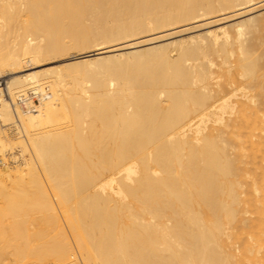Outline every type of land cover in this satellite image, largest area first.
Returning a JSON list of instances; mask_svg holds the SVG:
<instances>
[{
  "label": "bare ground",
  "instance_id": "6f19581e",
  "mask_svg": "<svg viewBox=\"0 0 264 264\" xmlns=\"http://www.w3.org/2000/svg\"><path fill=\"white\" fill-rule=\"evenodd\" d=\"M257 3L0 0V264H264Z\"/></svg>",
  "mask_w": 264,
  "mask_h": 264
},
{
  "label": "rangeland",
  "instance_id": "374dc122",
  "mask_svg": "<svg viewBox=\"0 0 264 264\" xmlns=\"http://www.w3.org/2000/svg\"><path fill=\"white\" fill-rule=\"evenodd\" d=\"M256 6V10H254V7ZM254 7H253V5L250 7V10H253V11H251L250 12V10H248V12H245L244 13V15L247 17V16H249V14L250 15H254V14H257V13H259V12H263L264 11V5L262 6V5H258V3L256 4V5H254ZM253 8V9H252ZM259 8V9H258ZM239 16V17H235V18H232V19H227L226 21H224V22H227V23H232V22H234V21H236V20H238V19H240V18H243V17H245V16ZM204 22V21H203ZM203 22H202V20L200 21H194V20H192V21H189L188 23H186V24H178V25H175V26H173V28L174 29H172L171 27H168V28H166L165 29V31H166V33H165V31L163 30V31H161V33H159V31H153L151 34H149V35H147V36H144V37H154V36H158V37H160V35H161V37H160V39H158V37H156V39L155 40H159L158 42H165V41H168L169 39H172V37L173 38H176V37H178L179 38V36H181V37H184L185 35L187 36V35H191V34H193V33H197V32H200V31H202V30H204V29H206V28H208V27H211V25L212 26H214V25H216L215 23H211V24H203ZM190 23V24H189ZM192 23V24H191ZM198 23V24H197ZM214 24V25H213ZM188 25H191V26H188ZM199 25V26H198ZM205 25V26H204ZM194 26V27H193ZM196 26V27H195ZM182 27V28H181ZM168 29V30H167ZM173 30H174V33H173ZM185 32H184V31ZM171 31V32H170ZM163 32H164V36H163ZM168 32H170V33H168ZM179 32V33H178ZM172 33V34H171ZM171 34V36H169V35ZM174 34V35H173ZM153 35V36H152ZM167 35V36H166ZM252 35V34H251ZM251 35H249V37H252ZM163 36V37H162ZM255 36V37H254ZM253 36V38H251V40H250V42H252V44L254 45V50H256L255 52L256 53H261L263 50H264V27H262V28H260V30H258V32H256V34ZM144 37H142V38H144ZM162 38V39H161ZM13 39V38H12ZM11 39V40H12ZM260 47V48H259ZM91 49V48H90ZM78 52H81V50H78V49H73V51L71 50L70 52H69V55L71 54H76V53H78ZM68 55V56H69ZM70 55V56H71ZM64 57V56H63ZM62 56L60 57V56H56V57H48V58H46V59H43V60H41V61H39L38 63H36L34 66L33 65H31V66H28V65H26V68L28 69V70H31V69H42V68H46V67H50V66H57V65H59V64H63L64 62H63V60H65L64 58H63ZM233 59H234V57H232ZM220 61V57H216L215 58V63L213 64V67L214 68H217V66H216V63H218ZM85 65V64H84ZM82 66H83V64H82ZM81 66V67H82ZM264 69H260L258 72H257V74H261V72L263 71ZM8 76H10V74H7V75H5V76H1L0 77V81H2L3 82V85L2 86H5V81H6V78L8 79ZM36 100V102H38V100L37 99H35ZM8 159V158H7ZM10 160H11V157H10ZM8 162H9V160H8ZM6 264H9V263H6Z\"/></svg>",
  "mask_w": 264,
  "mask_h": 264
}]
</instances>
